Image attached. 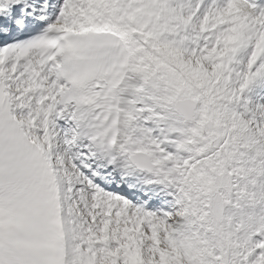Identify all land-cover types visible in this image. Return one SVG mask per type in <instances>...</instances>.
<instances>
[{
	"label": "snow or ice",
	"instance_id": "snow-or-ice-1",
	"mask_svg": "<svg viewBox=\"0 0 264 264\" xmlns=\"http://www.w3.org/2000/svg\"><path fill=\"white\" fill-rule=\"evenodd\" d=\"M0 264H264V0H0Z\"/></svg>",
	"mask_w": 264,
	"mask_h": 264
}]
</instances>
